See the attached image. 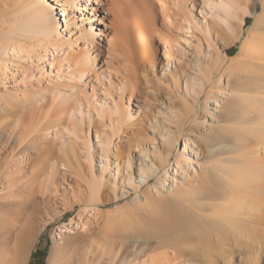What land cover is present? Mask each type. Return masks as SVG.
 <instances>
[{"label":"bare ground","instance_id":"bare-ground-1","mask_svg":"<svg viewBox=\"0 0 264 264\" xmlns=\"http://www.w3.org/2000/svg\"><path fill=\"white\" fill-rule=\"evenodd\" d=\"M256 1L0 0V128H11L0 145L1 216L24 225L28 199L14 192L42 197L49 188L62 199L61 174L59 189L80 210L57 231L86 229L94 249L93 235L102 237L110 264L125 244L131 256L119 264H232L237 251L244 264H264V0L260 11ZM238 39L242 52L230 56ZM216 112L251 128L227 121L214 131ZM128 196L134 207L120 212L154 232L120 229L100 208ZM142 238L156 245L139 249Z\"/></svg>","mask_w":264,"mask_h":264},{"label":"rangeland","instance_id":"rangeland-1","mask_svg":"<svg viewBox=\"0 0 264 264\" xmlns=\"http://www.w3.org/2000/svg\"><path fill=\"white\" fill-rule=\"evenodd\" d=\"M138 1V0H137ZM149 1V0H146ZM58 7V6H57ZM256 11H260L261 9V3L259 0L256 1L255 5ZM56 13L58 18H61V11H54ZM247 25L252 24L254 21V16L251 15L249 17H246L245 19ZM247 28V26L245 27ZM246 35V33H244ZM244 35H241V39L243 38ZM91 43H94L93 40L90 38L89 40ZM101 44H98L97 47H99L102 51L107 52V41L106 39H100ZM242 45V40L238 39L231 43L229 45V48L227 49V53L230 56L236 57L239 53L242 52L241 49ZM90 48V46H88ZM113 54H117L116 52H112ZM234 79V78H233ZM236 80L234 79L233 82ZM232 82V79H231ZM232 82V83H233ZM159 98V97H158ZM157 100L154 99L152 101V108L157 104ZM161 99V98H159ZM163 101V100H162ZM166 103V101H165ZM245 111V110H244ZM240 111V114H246L245 112ZM203 113V112H202ZM202 115V114H201ZM225 116V115H224ZM223 116L222 112H216L215 114V121L212 124V129L214 131L221 132L222 129L219 128L222 123L229 121L227 126L230 124V127H233L238 125L240 128L242 127L245 129L248 125L250 127V123L246 121H242V123H234L235 119L233 120L234 116L230 115L227 119ZM232 121V122H231ZM225 123V124H226ZM234 123V124H233ZM246 123V125H245ZM248 123V124H247ZM218 124V125H217ZM240 124V125H239ZM3 128H0V145L5 143V141L8 139V136L10 134L11 128L7 126V124H2ZM223 125V124H222ZM237 126V127H238ZM199 128L202 126H198ZM238 127V128H239ZM248 127V128H249ZM241 128V129H242ZM251 128V127H250ZM223 132V131H222ZM7 138V139H6ZM92 139H94V135L92 132ZM28 151H32V153L36 154L37 151L33 150L32 148H28ZM113 151V150H112ZM124 152H126V149L124 148ZM7 152H5V155ZM3 154V157L5 156ZM2 157V158H3ZM1 162V161H0ZM61 171L62 166H60ZM26 179L28 178L25 177ZM23 179V180H26ZM55 183L58 186V194L61 196L62 199L58 198H53L51 197L53 193L50 191L51 189L48 188V191L44 196L38 197L39 192L36 190L33 192V194L26 195L24 193L18 194V192H14L13 194H16V196L19 198L25 197V199H28V202L26 204V207L22 209L23 215L22 219L19 221L20 223H24V225H20L19 223L14 222V215L11 213L8 215V217H2L1 215L3 214L1 208H0V264H92V256L93 253L94 259H93V264H110V255L107 250V242L100 236H95L93 235V240H97L98 244L95 249L93 246L90 244V238L88 231L86 229H74V232H60L57 231V228L60 227L61 224L64 222L69 221L71 218L75 219L77 212L80 210V205L78 203H74L72 198H69L65 195H63V191L60 188L61 185V174L56 176ZM67 187V185L62 184V186ZM39 189V188H38ZM111 190H108V192ZM3 195L0 194V207L3 205L1 203ZM45 197V198H44ZM41 198V199H40ZM130 196L121 198L117 201H111L110 203H104L101 205V209L105 212L106 211H111L112 215L115 216L114 220L116 218V221L119 220L118 226L119 228H129L130 230H142L145 229L147 232H154V226L151 222H147L140 218L139 220H136L133 216H130V211L129 213H122L121 207L132 208L134 205L131 203H128L130 201ZM3 202V200H2ZM63 205H71V208H63ZM120 207V208H119ZM115 212V214H113ZM122 213V214H121ZM123 215H126L127 217H123ZM121 218H119V217ZM130 216V218L128 217ZM119 218V219H117ZM131 220L134 223L130 224V221H127L128 219ZM126 219V220H125ZM125 220V221H123ZM144 220V221H143ZM136 221V222H135ZM122 222H124L122 224ZM125 222H128L127 225ZM141 222L142 225H141ZM145 222V224H144ZM11 223V226L6 229L7 225ZM121 223V224H120ZM137 225L135 226V224ZM150 223V225H149ZM130 224V226H129ZM152 224V225H151ZM149 225V228H147ZM129 226V227H128ZM142 226V227H141ZM144 226V227H143ZM147 226V227H146ZM151 226V227H150ZM152 226L154 228H152ZM132 227V228H130ZM157 228V227H156ZM155 228V229H156ZM60 232L61 237L56 238L55 235ZM54 235V237H53ZM19 236V237H18ZM143 239V238H142ZM137 241L136 245H139V249H143L146 245L144 242H150L151 245L155 246L156 241L153 239H145V241ZM149 240V241H148ZM153 240V242H152ZM19 241V242H18ZM197 239L194 240V243L191 245H186L187 250H190L189 248H194L196 247L197 244ZM122 243V242H121ZM133 243V242H131ZM184 244H189V242H185L179 245V248H184ZM152 246V247H153ZM183 246V247H182ZM126 247L125 246H118L116 248V253L120 252V254L116 257V264L120 263V259L123 258V256H128L127 258H130L131 252L126 253ZM129 249L131 250V246H128ZM151 247L150 250L145 251L142 255L141 258H146L148 254H154L157 252V249H153ZM91 249V251H90ZM99 250V252H97ZM238 252V251H237ZM235 253L231 259L232 264H244L245 261V254L242 252ZM184 256V255H183ZM186 257H189V254L186 255Z\"/></svg>","mask_w":264,"mask_h":264},{"label":"trees","instance_id":"trees-1","mask_svg":"<svg viewBox=\"0 0 264 264\" xmlns=\"http://www.w3.org/2000/svg\"><path fill=\"white\" fill-rule=\"evenodd\" d=\"M31 264V263H30Z\"/></svg>","mask_w":264,"mask_h":264}]
</instances>
